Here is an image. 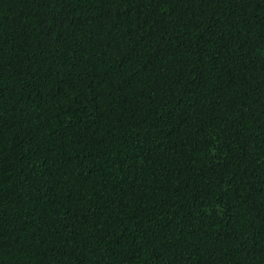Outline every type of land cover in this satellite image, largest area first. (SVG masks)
Returning a JSON list of instances; mask_svg holds the SVG:
<instances>
[{
    "label": "trees",
    "instance_id": "1",
    "mask_svg": "<svg viewBox=\"0 0 264 264\" xmlns=\"http://www.w3.org/2000/svg\"><path fill=\"white\" fill-rule=\"evenodd\" d=\"M0 264H264V0H0Z\"/></svg>",
    "mask_w": 264,
    "mask_h": 264
}]
</instances>
